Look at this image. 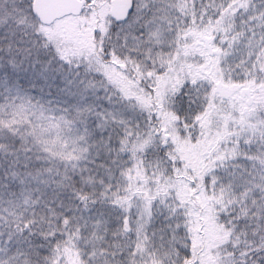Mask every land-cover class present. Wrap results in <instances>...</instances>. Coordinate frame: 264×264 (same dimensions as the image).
Instances as JSON below:
<instances>
[{"label": "snow or ice", "instance_id": "obj_1", "mask_svg": "<svg viewBox=\"0 0 264 264\" xmlns=\"http://www.w3.org/2000/svg\"><path fill=\"white\" fill-rule=\"evenodd\" d=\"M0 264H264V0H0Z\"/></svg>", "mask_w": 264, "mask_h": 264}]
</instances>
